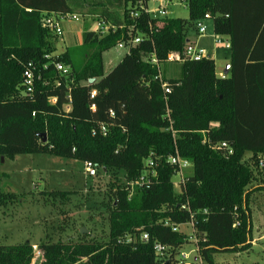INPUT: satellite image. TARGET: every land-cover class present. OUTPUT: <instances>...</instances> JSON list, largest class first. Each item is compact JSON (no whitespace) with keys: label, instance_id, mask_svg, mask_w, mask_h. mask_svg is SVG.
<instances>
[{"label":"trees","instance_id":"trees-1","mask_svg":"<svg viewBox=\"0 0 264 264\" xmlns=\"http://www.w3.org/2000/svg\"><path fill=\"white\" fill-rule=\"evenodd\" d=\"M141 2L0 0V179L2 158L31 154L88 162L96 176L122 172L125 179L109 194L107 241L83 235L41 243L40 264H160L155 243L168 248L164 264H174L189 233L172 227L189 223L203 264L251 247V205L259 189L247 191L253 174L243 158L249 154L258 167L264 157V0H186L185 20L153 17ZM206 14L213 35L230 45L229 76L217 77L208 56L183 60L177 79H162L159 66L170 54L182 57ZM71 15L93 26L100 18L116 29L99 35L85 27L78 48L55 55L50 41L59 36L43 20ZM135 38L139 43L126 45L128 52L104 75L102 55ZM28 63L43 73L31 94L22 80ZM55 64L70 72L58 73ZM221 143L228 149H215ZM175 152L192 169L178 193L168 162ZM141 176L147 184L131 190ZM16 198L0 189V210ZM32 248L0 245V264H32Z\"/></svg>","mask_w":264,"mask_h":264},{"label":"rangeland","instance_id":"rangeland-1","mask_svg":"<svg viewBox=\"0 0 264 264\" xmlns=\"http://www.w3.org/2000/svg\"><path fill=\"white\" fill-rule=\"evenodd\" d=\"M157 6L152 1L148 2L150 10ZM167 14L171 19L188 18L185 4L167 5ZM60 25L62 35L50 41L55 55L78 48L85 27H94L89 19L83 17L76 21L63 19ZM205 25L207 32L198 39L197 46L203 48L214 61L215 73L219 76L228 65L230 52L223 45L215 43L211 21H206ZM190 39L195 41L193 35ZM127 52V47L117 46L105 52L102 55L103 74H108ZM159 75L166 81L177 79L180 64L170 61L161 64ZM243 162L253 174L247 191L259 189L255 192L251 205V247L247 251L217 253L214 256L215 264H264V169L254 166L249 154L244 156ZM1 172L4 174L0 179L1 191L15 194L17 198L0 210V245L29 243L39 251L41 243L78 240L79 236H83L78 233L81 228L87 232L83 236L88 235L86 240L107 241L109 194L116 184L122 186L125 183L122 172H108V175L99 174L92 178L86 175L81 162L48 154L19 155L5 160L1 165ZM191 173L192 169L189 167L183 171V176ZM172 183L178 193L177 175L172 177ZM179 229L187 234L191 232V228L186 225ZM180 253L189 254L186 262L203 264L193 244L180 247L178 254L174 256V264L184 263Z\"/></svg>","mask_w":264,"mask_h":264},{"label":"built area","instance_id":"built-area-1","mask_svg":"<svg viewBox=\"0 0 264 264\" xmlns=\"http://www.w3.org/2000/svg\"><path fill=\"white\" fill-rule=\"evenodd\" d=\"M154 2L156 3L158 6L156 8H154L153 10H150L148 8V2ZM173 3H179V4H185L186 6V0H142L141 3H139V6L142 10H144V12L146 14H149L153 17L156 18H160V19H164L166 17H168L167 15V5L169 4H173ZM131 17H136L137 15L135 13H131L130 14ZM79 18V16L77 15H71V16H66V17H59V18H55V17H50V18H46L45 20H43L42 26L43 28L53 32L54 34H56L57 36H61L62 35V29H61V25L60 22L63 19H67L69 21H76ZM210 20V17L208 14L204 15L203 19L199 22H197L196 24V29H197V33H198V37H204L206 32H207V28L205 25V22ZM116 28L115 26H113L112 24H110L107 21H104L102 19H97L94 23V27L93 30L95 31L96 34L99 35H106L108 34L110 31H114ZM214 41L216 44L218 45H223L225 49H229L230 45L228 43V41L223 40L221 37L218 36H213ZM139 39L135 38V39H130L126 44L120 43L118 44L117 47L121 48V47H125L127 45V47H129L130 45H135L139 43ZM208 57V53L201 47L195 45V44H189L186 46L182 57H179L176 54H170L168 56V61L170 62H181L183 60H188V61H193V62H198L204 58ZM43 70L46 69V67H42ZM55 69L58 73L62 74V75H66L70 72V69L63 66L62 64H55ZM43 79V73L41 72V69L33 64V63H28L26 65V67L23 70L22 73V80H23V86H24V90L26 94H31L33 92V88L34 85L38 82H41ZM159 81L161 82V79H159ZM162 89L164 92V95L169 94L170 93V89L166 84H162ZM95 96V92L92 91L90 98H93ZM68 99V98H67ZM50 103H54V100L51 99ZM94 109V106H92V110ZM68 110V108H67ZM100 132L105 133V128L103 126H100ZM215 149H228V146L225 143H221L219 146L215 147ZM229 154H231V150L228 151ZM168 162L171 166L175 167L176 171H175V175H177L179 177V186L183 184V180H184V176H183V171L186 170L187 168H189V163L186 160L181 159L178 155L177 152H175V155L170 157L168 159ZM84 166V170L85 173L88 177H95L96 176V169L90 164V163H83ZM258 168L259 169H264V157H262L259 162H258ZM145 184H147L146 181V177L141 176L139 179H137L135 182H132L130 184V188L131 190L134 189V187H138V188H142ZM175 186V185H174ZM165 226H168L167 223L164 224ZM185 226V225H184ZM186 226H189L191 228V232L190 234L187 235V242L190 244L194 245V249H197V237H196V233L194 230V225L192 223L187 224ZM178 226L172 227V231L173 232H178L179 231ZM141 241L143 242H147L148 241V236L145 233L141 234ZM125 243H130L131 239L130 237H126L124 240ZM33 253H34V257H36L39 254V251L36 250L35 247H33ZM153 251H154V255L156 256L157 260L160 262V264H162V262H164L166 259H163V255L168 251V248L165 246H162L158 243H155L153 245ZM182 260L184 261L183 264H191L189 262H186V260H188L189 258V254H183L180 253ZM169 257V255H167Z\"/></svg>","mask_w":264,"mask_h":264},{"label":"water","instance_id":"water-1","mask_svg":"<svg viewBox=\"0 0 264 264\" xmlns=\"http://www.w3.org/2000/svg\"><path fill=\"white\" fill-rule=\"evenodd\" d=\"M42 142H45V138L43 139ZM3 163H4V160H3V158H2V159H1V164H3ZM86 233H87V232H86L85 229H83V228H81V229L79 230V234H80V235H84V234H86ZM42 256H43V254L39 252V254L33 259L32 264H40L41 261H42Z\"/></svg>","mask_w":264,"mask_h":264},{"label":"crops","instance_id":"crops-1","mask_svg":"<svg viewBox=\"0 0 264 264\" xmlns=\"http://www.w3.org/2000/svg\"><path fill=\"white\" fill-rule=\"evenodd\" d=\"M200 37H196V38H194L195 39V41H191V42H193V44H195V45H197V41H198V39H199ZM192 40V39H191ZM229 50V49H228ZM230 52V51H229ZM209 56V55H208ZM229 63H230V59H229V61H228V65H227V67H226V69L223 71V73L221 74H219V76H217L216 75V73H215V75L217 76V77H220V78H224V77H227V76H229ZM247 155V154H246ZM245 155V156H246ZM250 156V155H249Z\"/></svg>","mask_w":264,"mask_h":264}]
</instances>
